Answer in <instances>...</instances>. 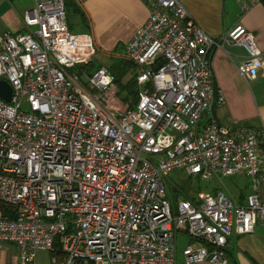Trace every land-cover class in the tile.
<instances>
[{
  "label": "built area",
  "instance_id": "obj_1",
  "mask_svg": "<svg viewBox=\"0 0 264 264\" xmlns=\"http://www.w3.org/2000/svg\"><path fill=\"white\" fill-rule=\"evenodd\" d=\"M145 1L148 19L125 45L138 65L132 106L108 66L87 68L95 41L70 29L65 0H34L27 31L0 35V80L12 86L10 102L0 96V244L18 247L19 264L42 250L51 264H176L179 231L192 240L185 264H234L231 239L264 224V133L218 121L212 70L216 47L240 45L238 71L256 79L255 34L237 23L217 41L180 0ZM180 169L205 181L245 173L250 193L173 203L166 178Z\"/></svg>",
  "mask_w": 264,
  "mask_h": 264
},
{
  "label": "crops",
  "instance_id": "obj_2",
  "mask_svg": "<svg viewBox=\"0 0 264 264\" xmlns=\"http://www.w3.org/2000/svg\"><path fill=\"white\" fill-rule=\"evenodd\" d=\"M189 10L193 20L213 39L221 41L223 35L235 24L241 23L256 36L257 44L264 55V1L256 2L244 10L243 4L249 0H180ZM72 7L84 11L91 24V34L98 50L125 48L135 32L144 25L150 14L145 0H71ZM34 6V0H0V35L17 34L27 31L24 16ZM73 11V10H71ZM76 14V29L80 32V13ZM67 20L70 29L72 25ZM73 20V18H72ZM247 52L243 46L224 44L216 47L212 56V70L215 86L220 90L224 103L217 105L215 114L222 124L250 126L264 133V67L254 80L247 81L238 71V65L245 59ZM101 65L110 67L113 60L101 58ZM259 154L264 170V148L259 146ZM245 175L244 190L234 198L245 203L250 193V181ZM236 175V174H235ZM234 176V175H232ZM244 180V177H241ZM246 189V190H245ZM214 188L211 193L220 191ZM222 191V190H221ZM206 192V191H205ZM187 235L183 231L177 234L176 264H185L183 249L192 240L189 237L185 246H178ZM229 256L234 264H264V224L259 223L252 233L235 234L231 239ZM0 264H19V249L13 243L0 244ZM36 264H51L48 251H40ZM195 264H212L208 261Z\"/></svg>",
  "mask_w": 264,
  "mask_h": 264
},
{
  "label": "rangeland",
  "instance_id": "obj_3",
  "mask_svg": "<svg viewBox=\"0 0 264 264\" xmlns=\"http://www.w3.org/2000/svg\"><path fill=\"white\" fill-rule=\"evenodd\" d=\"M68 17H69V22L72 25V30L74 32H80L81 31L80 29H76L75 28L76 26H73L75 23L74 20L76 19V14L74 13V11L68 10ZM80 25L84 26L82 23ZM82 31L88 33L89 30L87 28H84ZM98 53L100 57L103 59L108 58V56H110L111 54H115L116 62L121 60L122 58L127 57L126 50L123 46H119V48L115 50H107L104 48H100L98 50ZM94 63L95 65L100 64L102 63V60L98 57H94ZM75 71L79 72L77 68H75ZM81 79L82 81H86L87 77L81 73ZM122 103H123L122 105L123 107L130 105L129 102L128 103L122 102ZM241 177H244V180ZM244 182H245V175L243 173H238L234 176H227V177L218 175L211 181H205L197 176H189L183 169L174 171L172 174H170L166 178L167 188L169 190L170 195L172 194L173 198L183 197V193L185 191L184 186L186 184L188 185L187 188H189L190 192H192L193 194H196L200 191L210 192V191H213L214 188L219 187L227 195L236 197L240 193L241 190H244L243 188ZM180 235H183L182 232L179 234V237H178L179 248L181 246L182 247L185 246L186 242L189 239L187 235H184L185 238L184 240L181 241Z\"/></svg>",
  "mask_w": 264,
  "mask_h": 264
},
{
  "label": "trees",
  "instance_id": "obj_4",
  "mask_svg": "<svg viewBox=\"0 0 264 264\" xmlns=\"http://www.w3.org/2000/svg\"><path fill=\"white\" fill-rule=\"evenodd\" d=\"M264 1V0H263ZM66 2V11L68 14V10L77 11L80 13L81 23L84 25V28H87L89 31L88 33L91 34V24L89 18L85 15L84 11L80 10L78 7L75 9L71 0H65ZM92 35V34H91ZM96 45V44H95ZM97 51L98 48L96 47ZM113 60V64L109 67L110 70L116 76V84H117V94L122 102H126L132 106L138 100V84H137V70L138 65L130 60L128 57L122 58L121 60H115V54H111L109 56ZM101 64L95 65L94 59L87 65V68L91 71ZM216 91L219 89L215 86ZM260 147L264 148V140L262 139L260 143ZM187 184L184 186L185 191L183 193L182 198L186 199H193L195 194L190 192L189 188H187ZM180 197L173 198L171 194V199L173 203H176ZM247 200V198H246ZM246 202V201H245ZM243 204V203H241ZM228 255H229V248H228Z\"/></svg>",
  "mask_w": 264,
  "mask_h": 264
},
{
  "label": "water",
  "instance_id": "obj_5",
  "mask_svg": "<svg viewBox=\"0 0 264 264\" xmlns=\"http://www.w3.org/2000/svg\"><path fill=\"white\" fill-rule=\"evenodd\" d=\"M0 96L8 102L12 100V86L6 80H0Z\"/></svg>",
  "mask_w": 264,
  "mask_h": 264
}]
</instances>
